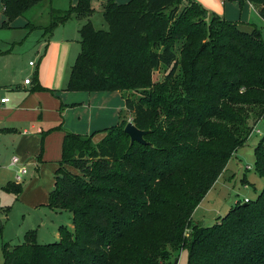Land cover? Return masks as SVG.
Segmentation results:
<instances>
[{"label":"trees","instance_id":"trees-1","mask_svg":"<svg viewBox=\"0 0 264 264\" xmlns=\"http://www.w3.org/2000/svg\"><path fill=\"white\" fill-rule=\"evenodd\" d=\"M41 1L2 0L3 25ZM91 1L51 7L46 32L72 15L89 18ZM249 1L264 18V0ZM103 13L108 30L90 20L80 28L66 89L140 92L126 103L146 143L131 142L128 119L98 142L95 133L65 132L49 205L72 212L74 230L63 225L60 239L46 244L28 230L21 243L4 244L3 264H166L182 249L188 264H264V189L212 225L193 221L264 119L260 31L211 15L195 0H107ZM35 82L33 90L43 88L37 75ZM255 152L264 178V134Z\"/></svg>","mask_w":264,"mask_h":264},{"label":"rangeland","instance_id":"rangeland-1","mask_svg":"<svg viewBox=\"0 0 264 264\" xmlns=\"http://www.w3.org/2000/svg\"><path fill=\"white\" fill-rule=\"evenodd\" d=\"M50 1H41L26 11L24 15L12 21L9 26H5L3 25L6 18L4 6L0 0V92H4L5 87L10 84L22 82L25 76L33 80L35 87L37 84L34 79L38 65L39 80L43 79L48 84L53 79L59 80L60 84H63V88L67 87L68 72H70L71 66L81 51L80 28L89 20L96 29L108 30L109 28L103 13L107 0H92L91 5L94 11L89 18H77L76 15H72L71 18L56 26L52 33H47L46 27L49 26L51 20ZM115 1L124 3L129 0ZM195 1L205 7L211 15H219L226 20L235 22L243 30L248 31L256 27L264 39V18L258 15L249 0ZM54 3L61 6L60 9L66 10L71 6H76L78 0H53V6L56 7ZM29 22L32 23V26L28 24ZM57 47L60 49L59 56L54 58L53 53ZM62 50L67 53L68 64L60 61ZM30 61H34L36 65L29 66ZM61 71L66 72V75L64 76ZM166 72L165 68L156 70L154 80H163ZM41 85L43 88H35L33 93L45 91L50 92L52 97L57 95L54 87L47 84ZM31 86H29V90H31ZM19 91L25 92V90ZM16 92L18 91H13V93ZM63 92L74 93L65 88ZM27 94L29 95L30 92ZM113 95H118L120 105L118 107L113 106L115 108L114 114L117 113V119L111 124H117L122 119L130 121L132 113L127 107L126 99L128 96L136 99L140 92L124 90ZM30 100L32 103L28 102L29 106L34 108V97H31ZM75 104L72 110L68 112V119H74L76 115L80 116L79 111L82 103ZM67 108L70 106L64 104L63 110ZM59 117L61 120L56 125L45 129V135L25 134L24 129L26 127L16 126L17 132L20 133L17 135L22 136L17 146L18 151L12 144V138L0 136V264H3L4 244L21 243L28 230H37V240L44 244L58 241L60 239V227L63 225L72 231L74 230L72 212L56 210L49 205L50 192L56 186L57 170L62 160V142H57L55 138L52 141L45 140V136L50 132L62 133V127L67 128L60 114ZM53 121L54 119L48 118L44 126H49V122ZM37 122L45 124L40 120V116L37 117ZM111 124L109 127L112 126ZM27 128L31 132L30 126ZM256 129L261 130L262 134ZM104 130L106 128L96 129L88 134L95 133L94 140L98 142L105 135ZM263 134L264 119L257 123L255 131L250 135L247 142L238 148L230 158L226 170L218 177L214 186L196 207L193 213V221L209 226L224 216L239 200L242 203L245 202V198L252 201L256 200L264 189V178L256 170L255 152V146ZM33 135L36 138L39 137L38 147L34 151L31 147V140H28ZM9 136L18 139V136ZM13 156L19 158L18 166L26 165L27 168V172L19 180L17 179L18 166L11 165V157ZM249 165L250 168H248ZM190 232L191 230L187 229V236L190 235ZM166 264H188V250L182 249L180 252H173L169 263Z\"/></svg>","mask_w":264,"mask_h":264},{"label":"crops","instance_id":"crops-1","mask_svg":"<svg viewBox=\"0 0 264 264\" xmlns=\"http://www.w3.org/2000/svg\"><path fill=\"white\" fill-rule=\"evenodd\" d=\"M238 1H243V0H238ZM50 2H51V7H54L53 0H51ZM54 4L56 6L54 8L60 9L61 6H58L56 3ZM252 5L254 10L257 12L255 5L253 3ZM59 50H60L59 47H57L56 51H54L53 53L54 58H57L59 56ZM60 61L66 62L67 64L69 63L67 53L64 50H62L61 52ZM30 62H29V66L33 67L36 65V64L30 65ZM38 67L36 74L37 77L39 76ZM61 72L63 73L64 76L66 75V72L63 71ZM70 72H71V68H70ZM70 72H68L69 76H70ZM27 77L28 76H25V78ZM24 80L22 82L20 81V83L10 84L6 86L5 87L6 93L5 91L0 92L1 93L0 100L2 97L9 98V100L4 103L0 101V136H8L12 138L13 140L11 139V141L12 144L15 145L16 151H18L17 146L22 138V136L19 137V135H17L20 133L17 132L18 129L16 126L26 127L24 129L25 134L27 133L34 135H42L45 133V129H47L48 127H52L53 125H56L61 120V118L59 117L60 114L61 117L63 118L64 125H66L68 129L62 127V133L59 134L57 133L54 134L53 132L47 133L45 136V140L52 141L53 138H55L57 142L58 141L62 142L64 134L67 131L73 130L74 132L88 134L96 129L99 130V129L108 128L110 124L114 123L115 120L117 119V113L114 114L115 108H113V106L116 105L114 107H118V105H120L119 104L120 100L118 101L119 99L118 95H113V94H117L118 91H94V92L71 91L74 93H65L63 92V89L64 88L66 89V87L63 88V84H60L59 80L53 79L52 82L48 84L44 82L43 79L39 80L38 78V82L40 81L41 84L43 85L47 84L56 89L55 93L57 95L55 97L54 96L52 97L49 94L50 92L35 91L33 93V87H34L33 80L29 84H26ZM29 86H31L30 88L31 90H29ZM19 90H25V92L22 93ZM13 91H18V92L13 93ZM29 92L30 94L28 95L27 93ZM31 97H34V103H35L34 108H31L28 104V102H30V104L32 103V101L30 100ZM75 103H80V104L82 103V106L80 107V111H79L80 116L76 115L74 119L73 118L68 119V112L72 110V107L76 105ZM64 104L69 105L70 108L63 110ZM39 116L42 123L45 124H39L37 122V117ZM48 118H52L54 119V121L49 122L50 123L49 126L48 125L44 126L46 125ZM28 126H30V128L32 129L31 132L27 128ZM51 134L52 136H50ZM9 135H13L16 137L18 136V139L16 140L14 139L15 137H11ZM34 135L31 136V139H28L31 140V144H32L31 147L33 151L36 147H38V142H39V137L36 138ZM27 155H29V153H27ZM0 158H1V153H0ZM12 158L13 157H11V161Z\"/></svg>","mask_w":264,"mask_h":264},{"label":"water","instance_id":"water-1","mask_svg":"<svg viewBox=\"0 0 264 264\" xmlns=\"http://www.w3.org/2000/svg\"><path fill=\"white\" fill-rule=\"evenodd\" d=\"M125 132L130 136L131 138V142H140L145 144L146 140H145V134L147 133V131L142 130L140 128H138L133 121H128L125 128H124Z\"/></svg>","mask_w":264,"mask_h":264},{"label":"built area","instance_id":"built-area-1","mask_svg":"<svg viewBox=\"0 0 264 264\" xmlns=\"http://www.w3.org/2000/svg\"><path fill=\"white\" fill-rule=\"evenodd\" d=\"M30 65H35V62H34V61H31V62H30ZM31 81H32V79H31L30 77H27V78H25V80H24V82H25L26 84L31 83ZM8 100H9L8 97H2L0 101H1L2 103H4V102H6V101H8ZM254 131H255V129H254ZM256 131L259 132L260 134H262V131H261V130L256 129ZM18 163H19V158L16 157V156H13L12 161H11V164H12V165H18ZM248 168H250V165L248 166ZM17 171H18V172H17V179L19 180V179H21L22 176L27 172V168H26V166H24V165H22V166L20 165V166H18V170H17ZM244 201H245V202H248L249 199H248V198H245Z\"/></svg>","mask_w":264,"mask_h":264}]
</instances>
